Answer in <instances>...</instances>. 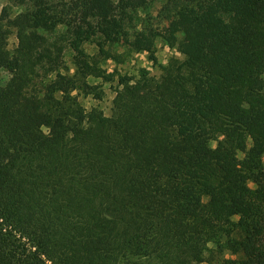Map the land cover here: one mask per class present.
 I'll use <instances>...</instances> for the list:
<instances>
[{"label": "trees", "instance_id": "obj_1", "mask_svg": "<svg viewBox=\"0 0 264 264\" xmlns=\"http://www.w3.org/2000/svg\"><path fill=\"white\" fill-rule=\"evenodd\" d=\"M7 1L0 264H264V0H167L160 32L135 30L156 0ZM157 38L181 58L85 111L110 48Z\"/></svg>", "mask_w": 264, "mask_h": 264}, {"label": "rangeland", "instance_id": "obj_2", "mask_svg": "<svg viewBox=\"0 0 264 264\" xmlns=\"http://www.w3.org/2000/svg\"><path fill=\"white\" fill-rule=\"evenodd\" d=\"M179 7V5L167 0H156L152 2L146 9L138 11L135 30H141L144 28L154 32H160L167 27ZM4 8L7 9L10 16H13L22 10V8L10 4L7 0H0V13ZM135 30L131 29L130 33ZM15 45L16 41L14 37H10L8 48L12 49ZM84 49L89 56L97 55V47L94 44H85ZM110 50L114 53L121 54L122 60L121 63H116L112 60L101 62L102 68L107 73L113 75L112 81L103 82L101 79L94 78H90L88 80L90 85L97 86V90L101 91V99H96L93 94L85 95L83 93L73 92V95H77V101L85 109V111L96 108L107 117L111 113V102L115 91L118 88L119 76H126L136 80L141 71H146L150 76L158 77L161 73V66L166 65V63L173 57L181 58L175 50L168 48L161 38H157L155 40V62L149 60L147 53L129 52L127 47L122 42L112 46ZM98 59L100 60V57ZM65 64L69 68V72L72 73L73 68L68 56L65 58ZM9 78L10 76L7 71L3 69L0 70L1 87L8 83ZM210 147L214 148L215 143L211 142Z\"/></svg>", "mask_w": 264, "mask_h": 264}, {"label": "crops", "instance_id": "obj_3", "mask_svg": "<svg viewBox=\"0 0 264 264\" xmlns=\"http://www.w3.org/2000/svg\"><path fill=\"white\" fill-rule=\"evenodd\" d=\"M203 264H205V263H203Z\"/></svg>", "mask_w": 264, "mask_h": 264}]
</instances>
